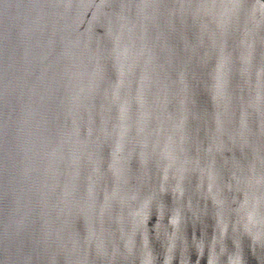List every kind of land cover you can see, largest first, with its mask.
<instances>
[{"label":"water","instance_id":"1","mask_svg":"<svg viewBox=\"0 0 264 264\" xmlns=\"http://www.w3.org/2000/svg\"><path fill=\"white\" fill-rule=\"evenodd\" d=\"M0 264H264V0H0Z\"/></svg>","mask_w":264,"mask_h":264}]
</instances>
